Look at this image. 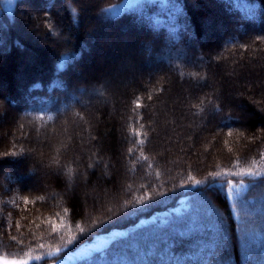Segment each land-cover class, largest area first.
Returning <instances> with one entry per match:
<instances>
[{"label": "trees", "instance_id": "trees-1", "mask_svg": "<svg viewBox=\"0 0 264 264\" xmlns=\"http://www.w3.org/2000/svg\"><path fill=\"white\" fill-rule=\"evenodd\" d=\"M122 1L0 7V116L8 120L0 167L22 176L0 174V256L47 264L118 230L124 235L70 264H264V0H206L211 9L142 0L112 15ZM83 7L131 33L158 75L117 97L79 77L97 47L85 42ZM28 13L40 40L31 46ZM213 13L218 48L203 31ZM17 48H28L35 66L20 76L37 73L15 91ZM239 181L246 188L231 200L229 183Z\"/></svg>", "mask_w": 264, "mask_h": 264}, {"label": "rangeland", "instance_id": "rangeland-1", "mask_svg": "<svg viewBox=\"0 0 264 264\" xmlns=\"http://www.w3.org/2000/svg\"><path fill=\"white\" fill-rule=\"evenodd\" d=\"M16 0H0V7L3 8L5 11L10 12V10L14 7V3ZM138 1L142 0H123L121 3L113 6L111 8L112 15L116 16L127 10L128 8L132 7L133 5H136ZM153 1V0H149ZM192 1H198L203 6L210 8L213 6L211 3H209L206 0H192ZM34 4V3H33ZM43 5H40L39 3H36L35 5L29 4V8L32 10H39ZM58 11V8H56ZM35 11V12H36ZM213 17L205 23L203 27V31L205 34L208 35V39L213 43L216 48L220 45V40H218L217 36L218 34H221V27H219V14L213 13ZM29 19L34 20V24L30 27L28 26L26 28L27 32L31 35L28 37L27 41L30 43H36V41H40L37 38H34L33 36L36 34L34 31L36 29L35 26V18L33 15L28 13ZM32 16V18H31ZM94 16V18H93ZM215 19V20H213ZM80 24H83L82 27H85L87 31V36L85 39V42H87L88 46H91L93 48L94 44L97 45L95 47L93 54L87 55L84 59L82 65L79 67V77L91 79V80H99L105 83L107 86V96L114 95L116 96L117 89H129L134 84L138 83L143 77H154L155 75H158L159 69H153L151 66L155 65L156 58L151 59L147 58L142 59V55L144 51V47L137 46L138 43L135 40L134 36L131 35L129 32H123L119 29L113 28L114 26L108 27L107 25H103L98 23L96 20L95 14L92 15V11L89 10L88 7H83L81 11L80 16ZM86 24V26H84ZM101 25V27H100ZM33 33V34H32ZM36 39V41H35ZM42 44H47L46 41L41 38ZM31 46V44H30ZM18 55L17 58H19V64L20 67H18L17 71L19 72L18 76H14L13 81L14 85L16 86L15 91L21 88L22 83L24 81H31L35 79L36 75H33L34 72L32 71L31 74L27 77L20 76V72L24 69H33L34 66V58L33 53L28 49L25 48L23 50H19L17 48ZM4 55L3 49L0 48V57ZM200 57H198L199 60ZM199 63V62H198ZM16 71V70H15ZM90 75V76H88ZM154 75V76H153ZM32 76V77H31ZM3 79L0 77V96L4 97L6 94V86L3 84ZM188 86V85H187ZM187 86H179V92L186 91ZM89 94L96 95L93 96V102L96 104V99L99 98L98 92L99 90L91 85L89 86ZM119 90V89H118ZM185 93V92H184ZM106 96V94H105ZM104 96V97H105ZM117 97V96H116ZM81 104H85L86 100L82 99L80 101ZM244 109V108H243ZM10 112H14V109L9 108ZM8 122L7 117L3 118L0 116V133L3 134L4 127L3 125ZM8 162L7 160H5ZM259 167V166H257ZM4 170H8L15 179H19L16 172L12 170L10 166H3L0 167V174ZM27 180V184H33L35 182V177L39 175L34 174L30 176ZM24 182V181H22ZM246 188V184L243 182L234 183L230 182L228 187V195L229 198L232 200L236 195H238L240 192H242ZM124 231H118L114 230L109 233H105L99 236H96L93 238L91 242L85 243L78 248L69 251L65 253L63 256H60L58 258H55L51 261H49L47 264H70L77 260H80L82 258H85L89 255H91L95 251H100L104 247L107 246V244L112 241L114 238L119 237L121 235H124ZM4 260H15V259H8L5 257L0 256V261ZM17 261H24L25 264H29L30 261L28 260H17Z\"/></svg>", "mask_w": 264, "mask_h": 264}, {"label": "snow or ice", "instance_id": "snow-or-ice-1", "mask_svg": "<svg viewBox=\"0 0 264 264\" xmlns=\"http://www.w3.org/2000/svg\"><path fill=\"white\" fill-rule=\"evenodd\" d=\"M242 174H246V175H255V173H251V172H248V173H242ZM199 183V182H197ZM141 202H145L144 200H141ZM53 227H57V225H53ZM0 264H25L24 261H17V260H4V261H0Z\"/></svg>", "mask_w": 264, "mask_h": 264}]
</instances>
